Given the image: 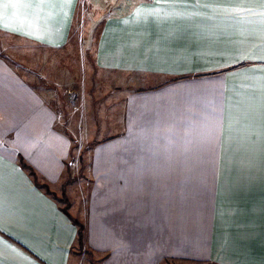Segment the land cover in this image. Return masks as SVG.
<instances>
[{
    "label": "crops",
    "instance_id": "0c3cea01",
    "mask_svg": "<svg viewBox=\"0 0 264 264\" xmlns=\"http://www.w3.org/2000/svg\"><path fill=\"white\" fill-rule=\"evenodd\" d=\"M81 3L0 0V34L39 61L71 45ZM123 5L97 35L101 80H158L128 77L123 127L88 150L0 50V264H264V0Z\"/></svg>",
    "mask_w": 264,
    "mask_h": 264
},
{
    "label": "rangeland",
    "instance_id": "374dc122",
    "mask_svg": "<svg viewBox=\"0 0 264 264\" xmlns=\"http://www.w3.org/2000/svg\"><path fill=\"white\" fill-rule=\"evenodd\" d=\"M120 1H125V5L121 9L116 7L117 10L125 9L136 0H82L73 27L71 45L63 49H40L39 61L35 60L33 47L27 48V45L19 41L14 45L7 36L0 34V50L13 66L28 75V78L38 75L39 82L36 84L52 93L55 92L57 103H52V106L60 111L64 128L68 122L71 130L76 128L77 132H80L77 134L80 141H75L76 145L73 147L75 153L81 148L88 150L99 142L96 139L92 141L91 138L110 136L123 127L124 95L132 88L127 84L131 81L128 77L136 78L137 87L138 84H157L155 81L158 79L152 76L148 81H140L135 74L126 76L118 72L110 78L104 76L103 81L101 80L96 60L97 35L105 17L111 12L114 14L112 5L115 6L116 2ZM117 83L120 85L117 86ZM67 116L71 118L72 123L67 120ZM84 250L88 253L83 252L82 255L87 261H93L92 251L86 244ZM167 262L188 264L180 261Z\"/></svg>",
    "mask_w": 264,
    "mask_h": 264
},
{
    "label": "trees",
    "instance_id": "16d2710c",
    "mask_svg": "<svg viewBox=\"0 0 264 264\" xmlns=\"http://www.w3.org/2000/svg\"><path fill=\"white\" fill-rule=\"evenodd\" d=\"M23 167L29 172L30 176L37 182V174L35 172V170L25 164H23ZM37 184V183H36ZM42 187V186H41ZM45 190L47 192V194L49 195H53L54 194L51 193L50 189L45 187ZM61 201L66 203V206L62 208V210L68 215V217L72 220V222L74 224H76L78 226V244L80 247H83L84 245V225L82 223H80L77 219H75L70 213H69V203L66 197L62 198ZM23 247V246H22ZM25 250H27L25 247H23ZM28 251V250H27ZM30 252V251H29ZM33 254V253H32ZM34 255V254H33Z\"/></svg>",
    "mask_w": 264,
    "mask_h": 264
}]
</instances>
